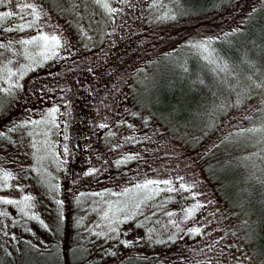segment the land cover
Instances as JSON below:
<instances>
[{
	"label": "rangeland",
	"instance_id": "374dc122",
	"mask_svg": "<svg viewBox=\"0 0 264 264\" xmlns=\"http://www.w3.org/2000/svg\"><path fill=\"white\" fill-rule=\"evenodd\" d=\"M23 2L37 5L41 18L31 29L0 37L4 45L0 52L7 55L5 61L11 60L0 66V92L11 84L27 93L30 84L38 78L45 80L47 89L43 86V95L40 93L31 111L26 112L28 116L34 114L33 119L22 122V114L21 118L17 115L10 121L12 130L17 121L22 122L21 132L17 134L20 136L11 133L9 139L20 143L16 150H8L7 159H2L1 152L5 149H0V200L20 201L18 204L0 203V236L14 241L30 239L34 247L45 251L53 242L51 237L60 222L63 225L68 221L77 228L69 225L66 234L65 224L54 249L66 254L75 244L73 233L78 232L77 240L87 251L89 264H120L132 256L152 258L155 264H260L246 239L242 219L218 199L193 153L152 119L136 115L134 108L131 110L130 92L139 85L135 83L148 74L147 70L140 72L142 63H139L146 62L148 57L142 60L140 55L129 59L121 67L120 60L113 56V44L121 41L119 35L131 40L127 34L137 33L148 41L145 44L149 55L163 53L161 47L153 45V36L163 33V26L174 22L173 19H161L166 15L160 12L158 4L153 6V0H107L109 7L117 10L112 13L95 0H69L80 7L79 34L89 37L94 34L86 18L94 20V27L103 34V40L99 43L94 39L93 44V39L89 38L86 43V36H75L40 0ZM0 11H16V3L7 0ZM230 11L233 12L232 7ZM228 12L225 16L224 12L210 13L201 17L204 22L197 19L195 31L204 34V28L210 29L217 20L222 22ZM7 22L14 26L22 21L16 16ZM41 31L56 35L61 41L56 55L47 60L40 55L39 46L19 43ZM132 41L138 42L135 38ZM9 70L15 75L9 77ZM81 92L89 99V104L94 98L83 137L86 143L93 144L94 152L84 145L85 153L82 152L67 177L66 161L73 159V151L77 150V130L83 132L77 126L72 128L73 119L80 112ZM44 108L43 116L36 113ZM51 108L58 109L55 124L44 122L50 119ZM128 109L133 116H129ZM243 111H232L218 130L207 136L206 145L211 147L218 134L237 126ZM8 114H12L11 111L0 116ZM101 124L106 127L101 128ZM5 173H9L10 178L5 179ZM149 179L171 180L170 185L162 184L159 188L171 187L174 191H160L136 209L133 204L143 194L139 190L127 196L122 193ZM181 184L188 190L181 188ZM25 196L32 199L25 203ZM197 203L203 207L187 217V211ZM194 228H199L200 232L193 233ZM66 236L71 239L66 242L65 252L63 239Z\"/></svg>",
	"mask_w": 264,
	"mask_h": 264
},
{
	"label": "trees",
	"instance_id": "16d2710c",
	"mask_svg": "<svg viewBox=\"0 0 264 264\" xmlns=\"http://www.w3.org/2000/svg\"><path fill=\"white\" fill-rule=\"evenodd\" d=\"M40 1L47 5L53 15L75 36H86V43L90 39H93V44L94 39L99 43L103 40V34L101 35L99 28L94 27L92 19H85L94 31L92 37L84 33L79 34L78 24L82 21L81 13L78 11L80 7H75L69 0ZM243 1L245 2V0H178V2L161 0L158 4L160 12L176 17L171 20L174 22L163 26V33L153 36V45L161 47L163 53L149 55L145 44L148 41L141 39L136 35L137 33H130L127 35L137 41L140 38L139 41L133 42L132 39L119 35L121 41L114 42L113 56L120 60L121 67H124L129 59L138 58L140 55L143 57L142 60L150 58L151 63H148V59L139 63V65L144 63L141 64L140 72L147 70L148 74L141 77V82L135 83L139 84L138 86L132 85L134 88L129 96L131 110L134 108L136 115L152 119L159 127L175 136L188 152L193 153L218 199L242 219V229L252 247L253 256L260 264H264V195H262L264 184L259 183L260 180H264V159H262L264 142H258L260 133L239 135L242 129L260 126L261 118L264 117V103H261L264 101V90L246 89L251 98H244V102L236 106L240 87L237 86L236 91H231L224 83L227 81L228 84H235V74L229 77L225 73L217 72L214 66L192 47L195 43L211 40V47L224 61L235 68L236 73H239L241 84L248 83L245 79L247 75L252 74L254 79H258L264 74V0H251L242 6ZM237 4L238 6H235ZM1 6L4 4H0ZM231 7L233 12H228ZM216 12H224V16L225 12H228V15L223 19L224 21L219 19L222 21L220 23L217 20L210 29L204 28V34L195 31L197 19L204 22L201 17ZM7 21L4 22L3 27L15 26ZM3 27H0V37L13 33V31H3ZM230 33L231 35H227ZM2 42L0 40V44ZM2 50L3 48H0V51ZM0 53H2L0 66L11 61H5L7 55ZM145 65L148 66L147 69ZM39 79L30 84L27 93H23L20 86L15 88L11 84L8 85L7 90L0 92V113H10V111L12 113L8 114L9 116H0V134H2L0 149H5L4 153L1 152L3 158L1 156L0 161L1 158L7 159L8 150H16L17 144H20L9 141L11 133L17 135L22 128L21 123L35 117L34 114L28 116L26 112L31 111L33 102L38 101V95L40 93L43 95V86L45 90L47 89L45 80ZM40 85L42 88H39ZM78 102L80 112L73 119L72 128L77 126L83 132L77 130L76 135L79 139L75 146L77 150L73 151L74 158L69 161L65 159L67 177H70V171L74 170L76 162L85 153L84 145L87 146V150L94 152L93 144L83 140L85 123L90 118L89 106L93 105L94 98H91L89 104V99L81 92ZM45 109L36 113L43 116ZM237 109L244 110L240 116V123L229 131L218 134L217 140L211 142V147L210 144L206 145L207 136L217 131L220 124L225 122V118ZM126 111L129 116L132 114L129 109ZM17 115L24 121H17L12 130L10 121L15 120ZM60 223L54 236L51 237L53 242L45 251L34 247L30 239L21 238L14 241L0 236V264H89L86 260L87 251L77 240L78 232L73 233L75 244L68 252H66L68 246L65 245L71 238L66 236L67 238L63 239V250L66 254H61L58 248L54 249L57 246V239L59 240L63 234L65 224L66 234L69 232V225L77 228L68 221L63 225L62 222ZM151 263L155 264L152 258L132 256L127 257L120 264Z\"/></svg>",
	"mask_w": 264,
	"mask_h": 264
},
{
	"label": "snow or ice",
	"instance_id": "6c2138e0",
	"mask_svg": "<svg viewBox=\"0 0 264 264\" xmlns=\"http://www.w3.org/2000/svg\"><path fill=\"white\" fill-rule=\"evenodd\" d=\"M7 0H0V4L6 3ZM14 3H16V11H0V27H3L4 22L6 20H10L16 16H19L21 23L15 24L14 27H3V31L5 32H11V31H20L23 32L26 29H31L33 28L36 23L40 20L41 18V11L38 9V6L33 4V3H28V2H23V0H13ZM174 2H178V0H174ZM95 3L98 5H101L104 9H106L109 13L117 11L114 8L109 7V4L107 3V0H95ZM161 3V0H153V6ZM255 11V10H254ZM31 17V19H27V17ZM175 15H166L164 17H161V19H175ZM236 31V30H234ZM227 35H231L227 34ZM20 44L22 45H37L41 48L40 55L43 56L45 60L50 59L52 56L56 55V49L61 46V41L58 36L56 35H47L43 33L42 31L32 37L31 39H24L19 41ZM212 41H201L198 43H195L192 45L193 48L197 49L203 56V58L211 65L214 66L215 70L219 73H225L227 76L231 77L235 74L236 76V83L235 84H228L227 81L224 83L227 84L229 89L231 91H236V87H240V91L237 92V102L236 106H238L240 103L244 102V98H251L248 96L246 89L251 90V89H262L264 90V74H262L258 79H254L253 75H247L245 79L248 81L247 84H241V81L239 79V73L235 72V68L230 66L226 61H224L219 53L216 52L215 49L211 47ZM4 45L0 44V48H3ZM2 55V53H0ZM9 77L15 75V73L11 72L9 70L8 73ZM23 73H21V76ZM243 97V98H240ZM261 103H264V101H261ZM58 111L56 108H51L48 111V117L50 118L48 121H44L45 123H52L55 124V114ZM246 119L251 120V117H246ZM262 122L259 127H250L246 129H242V131L239 133V135H244L245 133H251L253 135L260 133L261 137L258 142H264V117L261 118ZM32 123L39 124L41 121H33ZM101 128L106 127V125L101 124ZM11 131V129H10ZM2 135V134H0ZM67 150V148H65ZM259 155V153H257ZM128 159H132V157H128ZM264 159V157H262ZM86 175L90 173H85ZM4 178L8 179L10 178L9 173L4 174ZM182 179V178H180ZM172 183L171 180H146L142 184H137L135 185L134 189H125L122 193V195L127 196L129 192L135 193L137 190H139L140 193H142V196L137 197L138 202H134L133 207L138 209L140 207V203H143L147 200H150L154 197V195H158L160 191L166 190V191H174L173 188L168 187L167 189H160L159 185H170ZM259 183L264 184V180H260ZM155 186V187H153ZM181 188L188 190L185 185L181 184ZM264 195V193H262ZM32 198L29 196L24 197V202L26 203L27 201L31 200ZM0 203L3 204H13V203H20V201H13L10 199H3L0 200ZM57 204H60V201H56ZM127 204H125V208H127ZM203 207V205L197 203L193 205L191 209L187 211V217H191L199 208ZM123 210V209H121ZM23 211V209H22ZM134 214V213H133ZM107 213H105V218H107ZM36 219L37 217H33ZM127 218V217H126ZM114 230V229H113ZM193 233H199L200 229L199 228H194L191 230Z\"/></svg>",
	"mask_w": 264,
	"mask_h": 264
}]
</instances>
